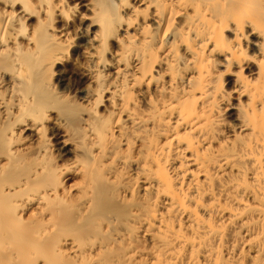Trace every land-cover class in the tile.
<instances>
[{"label": "bare ground", "instance_id": "1", "mask_svg": "<svg viewBox=\"0 0 264 264\" xmlns=\"http://www.w3.org/2000/svg\"><path fill=\"white\" fill-rule=\"evenodd\" d=\"M0 264H264V0H0Z\"/></svg>", "mask_w": 264, "mask_h": 264}]
</instances>
